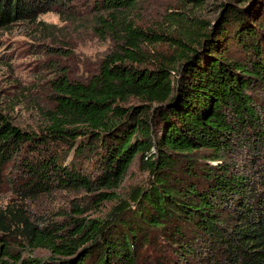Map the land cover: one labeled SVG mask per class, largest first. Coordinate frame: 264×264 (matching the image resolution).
<instances>
[{
    "label": "trees",
    "instance_id": "1",
    "mask_svg": "<svg viewBox=\"0 0 264 264\" xmlns=\"http://www.w3.org/2000/svg\"><path fill=\"white\" fill-rule=\"evenodd\" d=\"M73 1L0 0V30ZM140 1L94 0L90 29L112 48L85 80L55 73L34 129L0 111V188L12 191L0 253L17 264H264V0H221L211 20L185 5L155 27L137 23ZM135 162L146 178L121 193ZM55 190L88 203L33 216L27 201ZM148 247L158 256L146 263ZM35 249L48 254L21 253Z\"/></svg>",
    "mask_w": 264,
    "mask_h": 264
},
{
    "label": "rangeland",
    "instance_id": "2",
    "mask_svg": "<svg viewBox=\"0 0 264 264\" xmlns=\"http://www.w3.org/2000/svg\"><path fill=\"white\" fill-rule=\"evenodd\" d=\"M220 1L141 0L134 17L139 25L155 27L165 12L181 11L188 5L196 11L197 16L211 20L216 17V5ZM93 2L74 0L67 7H54L39 15L34 23L19 22L0 30V111L14 125L25 130L36 127L39 123L38 109L50 105L49 83L58 70H64L72 79L85 80L97 70L103 56L111 50L112 42L99 39L90 29ZM252 159L258 161V158ZM258 164L264 167V158H260ZM18 172L16 164L10 163L5 176L14 177ZM145 178L146 173L138 168L136 162L133 163L120 192H126ZM11 196L12 191L7 186L1 187L0 206ZM73 201L88 203L82 193L55 190L27 201V207L33 216L48 219L51 212H70ZM87 214L96 216L101 211L92 209ZM14 250L20 253V250ZM21 253L38 257L48 254L43 249ZM0 255L9 264H17L12 258ZM157 256L152 247L143 249L142 257L146 263L148 257Z\"/></svg>",
    "mask_w": 264,
    "mask_h": 264
}]
</instances>
